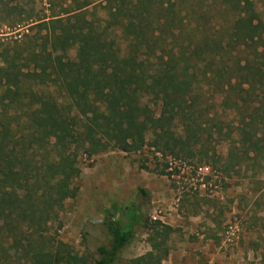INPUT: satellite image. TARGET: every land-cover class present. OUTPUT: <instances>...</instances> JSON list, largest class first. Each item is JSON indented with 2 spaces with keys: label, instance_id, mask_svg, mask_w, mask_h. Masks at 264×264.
I'll use <instances>...</instances> for the list:
<instances>
[{
  "label": "trees",
  "instance_id": "1",
  "mask_svg": "<svg viewBox=\"0 0 264 264\" xmlns=\"http://www.w3.org/2000/svg\"><path fill=\"white\" fill-rule=\"evenodd\" d=\"M46 9L0 12V25L14 27L0 35V264H117L140 225L151 250L139 264H160L172 228L133 201L104 209L107 242L91 255L47 235L78 193V155L137 151L148 134L164 158L194 146L208 155L207 135L224 130L227 168L264 158V20L252 0H69ZM53 48L76 54L54 60ZM215 90L229 101L228 120L208 112ZM159 100L171 111L166 123L180 121L179 137L155 113Z\"/></svg>",
  "mask_w": 264,
  "mask_h": 264
},
{
  "label": "rangeland",
  "instance_id": "2",
  "mask_svg": "<svg viewBox=\"0 0 264 264\" xmlns=\"http://www.w3.org/2000/svg\"><path fill=\"white\" fill-rule=\"evenodd\" d=\"M252 2L259 18L264 20V0ZM68 3L69 0H0V12L15 14L17 7L16 11L48 14L49 4L60 10ZM13 28L10 23H2L0 35L12 34L9 31ZM115 40L124 47L120 37ZM75 54V48L52 49L54 60ZM204 91L195 89L196 94ZM219 92L215 90V105L208 112L228 120L233 112L229 101L216 94ZM154 110L165 123L169 121L171 111L163 100L158 101ZM165 128L168 137L182 135L176 118ZM207 138L208 155L194 146L192 153L182 154L180 159L171 155L164 158L156 152L150 145L151 134L147 136L148 143L137 151L112 148L91 157L80 153V175L75 180L78 193L64 202L60 224L52 223L47 235L66 243L73 252L91 255L96 246L107 242L101 225L104 209L113 202L123 208L133 201L144 217L161 220L172 228L165 242L169 253L160 264H264V158L254 156L239 169H229L224 158L230 138L224 136V130L211 132ZM213 146L219 158L212 157ZM199 166H207L209 171L200 172ZM139 188H144L148 197H141ZM149 232L144 225L137 226L117 264H139L151 250Z\"/></svg>",
  "mask_w": 264,
  "mask_h": 264
},
{
  "label": "built area",
  "instance_id": "3",
  "mask_svg": "<svg viewBox=\"0 0 264 264\" xmlns=\"http://www.w3.org/2000/svg\"><path fill=\"white\" fill-rule=\"evenodd\" d=\"M200 172H208L209 168L207 166H199L197 167Z\"/></svg>",
  "mask_w": 264,
  "mask_h": 264
}]
</instances>
